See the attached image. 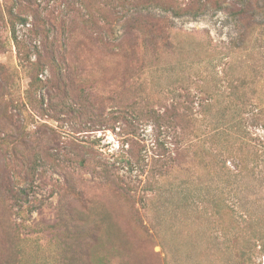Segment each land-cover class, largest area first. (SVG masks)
Listing matches in <instances>:
<instances>
[{
	"label": "rangeland",
	"instance_id": "374dc122",
	"mask_svg": "<svg viewBox=\"0 0 264 264\" xmlns=\"http://www.w3.org/2000/svg\"><path fill=\"white\" fill-rule=\"evenodd\" d=\"M0 264H264V0H0Z\"/></svg>",
	"mask_w": 264,
	"mask_h": 264
},
{
	"label": "trees",
	"instance_id": "16d2710c",
	"mask_svg": "<svg viewBox=\"0 0 264 264\" xmlns=\"http://www.w3.org/2000/svg\"><path fill=\"white\" fill-rule=\"evenodd\" d=\"M1 70H2V68L0 67V74L2 73V71H1Z\"/></svg>",
	"mask_w": 264,
	"mask_h": 264
}]
</instances>
